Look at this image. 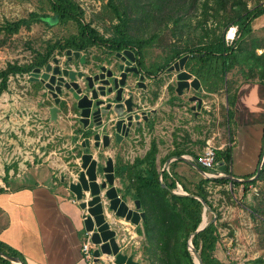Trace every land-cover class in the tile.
Masks as SVG:
<instances>
[{"label": "rangeland", "instance_id": "1", "mask_svg": "<svg viewBox=\"0 0 264 264\" xmlns=\"http://www.w3.org/2000/svg\"><path fill=\"white\" fill-rule=\"evenodd\" d=\"M74 1L83 9V19L91 23L101 35L106 38L116 35L115 25L119 23V20L109 6V0ZM182 1H119L120 10L126 14V35L132 39H149L152 42L139 56L143 60L142 65L145 70L156 75L160 74L159 79L153 82L154 95L158 98L164 92L169 94L173 89L171 80L175 73L168 71V68L174 64L175 61L171 62V60L177 51L217 41L224 35L226 29L224 17L232 14V5L234 7L246 5L248 9L264 6V0H235L236 5H229L228 10L219 7L218 11H215L216 5L213 2L206 5V0H197L196 4H190V0H186L185 3ZM33 12L44 18L33 23L31 28L22 27L12 36L5 37L3 33H0V69L5 68L8 63L31 64L38 53L46 51L48 46L59 41L64 42L78 33L76 23L73 21L61 23L54 17L48 0H0V27L6 21L27 18ZM177 17H183V19H179L175 24L173 19ZM249 47L246 46L244 50L250 51ZM67 51L68 49L62 53L59 50L55 52L60 68L82 71L85 75L99 72L101 64L108 67L105 62H110V58L107 59L105 56L109 52L105 46H93L88 51L80 52L79 58L84 56L88 60L87 63L78 61L68 63ZM71 57L75 56L72 54ZM51 62L54 64V61ZM250 62L251 59L241 60L239 66L229 72L225 78L220 73L210 75L212 79L209 83L204 79H201V82L210 92L223 90L224 93L230 92V95H233L234 89L240 82L246 79H260L261 73L253 72L252 74ZM166 64L170 65L161 69ZM194 65L193 68L196 70L198 65L196 62ZM239 69H243L244 72ZM186 70L192 73L190 69L186 68ZM32 72L11 76L8 90L0 95V182L7 178L11 186L33 182L36 177L53 182L52 171L47 165L52 166V161L55 162L61 158L58 153L63 152V144L66 140L65 135L58 134L54 123L49 120L48 107L55 103L51 104L52 102L47 100L45 102L48 96L38 94V88L33 89V84L29 81ZM80 83L82 84L83 81L80 80ZM227 87L230 89L229 92ZM196 95L202 99L203 96L204 98L207 96L203 92ZM65 96L67 97V94L62 95V97ZM231 122L233 123V117ZM62 124L65 125V129H78L75 141L78 140L79 135L87 137L90 134V131L86 132L79 119L76 123L73 121L70 124L68 119L64 118L60 125ZM82 144L83 142L77 143L78 154L84 151ZM51 153H57V155ZM42 161L45 163L39 168L33 167L41 164ZM26 168L27 170L21 173V177L9 179L14 173ZM230 185V183L210 182L207 186L208 199L216 213L214 222L218 223L220 233L215 256L227 264H251L253 260L264 257V180L257 181L253 189L250 185L246 188L242 182L237 186ZM135 197L138 199L137 196ZM206 218L207 222L214 219V213L209 211L206 213ZM145 245L149 248L148 254L151 255V245H147V241L144 247ZM0 264L3 263L0 261Z\"/></svg>", "mask_w": 264, "mask_h": 264}, {"label": "crops", "instance_id": "2", "mask_svg": "<svg viewBox=\"0 0 264 264\" xmlns=\"http://www.w3.org/2000/svg\"><path fill=\"white\" fill-rule=\"evenodd\" d=\"M260 31L264 33V14L252 22L250 35ZM249 36L245 41H254L257 55H262L264 35L252 39ZM249 50H252L251 47ZM174 81L175 76L171 80L172 91L169 94L164 92L158 98L153 91L155 81L146 80L151 88L145 94V110L155 111L151 117L152 123L145 125L144 131L131 145L124 144L118 154L114 156V150L110 151V155L114 157L115 169L119 171L123 165V170L126 171L123 176L116 174V185L119 189H125L131 196V202L137 200L135 196L139 191L133 185L134 178H131L132 165L145 159L152 146L156 148L153 164L142 165L141 169L144 171L140 169V172L149 176L153 166L161 183L166 174L163 186L167 187L168 183L175 181L176 189L172 190L174 194L180 191L188 193L185 189L192 191L191 188L195 189L196 184L207 178L205 173L191 163L198 165L196 159L204 151L208 140L214 141L218 151L227 148L233 150L231 174H225L222 165L216 167V171L222 174L221 178L237 179L232 180L237 183L253 178L262 161L264 80L246 79L237 84L233 123L229 116L228 93L223 90L210 92L201 82V92L207 96H203L202 109L195 112L191 110L192 104L186 103L187 98L195 92L185 97L177 96ZM60 111L61 117L56 124L50 120L58 134L66 137L64 150L58 153L61 158L52 161V166L47 165L52 171L53 182L42 177L14 186L8 184L10 180L7 178L0 182V240L18 251L27 264H89L83 260L81 250L87 232L83 221L84 212L62 182L63 177L72 172L79 160L81 154L76 151L77 143L83 142L85 136L79 135L75 141L78 129H65L64 124L60 125L64 118L70 124L73 122L65 108ZM44 163L42 161L33 167L37 169ZM27 168L14 173L9 179L21 177V173ZM121 177H124V185L119 180ZM142 210L146 212L144 203ZM121 223L118 230L124 247L128 252L135 253L141 264H150L144 247V222L133 225L121 220ZM95 249L97 248L94 246L93 253Z\"/></svg>", "mask_w": 264, "mask_h": 264}, {"label": "trees", "instance_id": "3", "mask_svg": "<svg viewBox=\"0 0 264 264\" xmlns=\"http://www.w3.org/2000/svg\"><path fill=\"white\" fill-rule=\"evenodd\" d=\"M48 1L54 17L61 23L73 21L78 26V33L64 42L59 41L48 46L46 51L38 53V56L31 64L18 65L17 63H8L5 68L0 69V95L8 90L9 79L11 76L29 74L35 68L45 67L55 56L56 50H59L60 53L67 49L83 52L88 51L93 46H105L107 49L112 50V52L130 49L133 51L137 50V53L141 55L144 48L152 43L149 39H132L126 35V14L120 10V0H109V6L119 20V23L115 25L116 35L110 38L101 35L91 23H87L83 19L84 11L76 1ZM185 2L187 1H182V3ZM210 2H213L216 5L215 11H218L219 7L223 10H228L227 8L229 5H236L235 0H232V2L230 0H206V5H209ZM196 3L197 0H190V4ZM232 10V14L224 17V27L226 28L225 32L230 27H238V38L233 45H226L224 32V35L215 42L196 48H187L182 51H177L172 56L171 62L180 59L184 55L194 54L195 56L190 57L188 60L186 65L187 68L190 69L197 78L200 80L204 79L209 83L212 79L211 76L214 74L222 73L225 78L229 72L239 66L241 60L251 59L249 65L252 74L253 72L254 74L261 73L262 75L259 77V80H264V53L262 55H257V47L255 46L254 41L250 43L245 41L252 32V22L264 14V6H257L253 9H248L246 5H243V7H239V5L234 7L232 5ZM43 18L44 17L38 13L33 12L27 18H22L16 21H6L0 27V33H3L5 37L12 36L18 33L22 27L31 28L33 23L41 21ZM179 19H183V17L173 19L175 24L178 23ZM246 46H250L252 50L245 51L244 49ZM190 62L193 63L191 64ZM194 62L198 65L196 70L193 68V66H195ZM169 65L170 64H166L165 66H162L161 69H164ZM239 71H243V69H239ZM228 87L227 90L229 92L230 89H228ZM228 94L230 96L229 116L231 119L233 117L231 111L233 107L235 108L237 99V87L234 89L233 95H230V92ZM155 151V146H152L150 154H148L145 159L136 161L132 165L130 171L131 176H133L131 178H134L133 185L137 190L139 189L137 198L144 203L146 210V219L144 221L145 234L147 245H151L152 247V254H148L149 248H147L146 245L145 253L148 258L150 257L151 264H195L193 260L194 257L188 249V241L190 235L199 228L203 221L204 206L202 202L196 198L172 193V190L176 189L175 181L168 183V186L164 187L163 184L166 183L167 175L164 174V182L161 183L153 166L152 173L149 176L146 175L145 172H140L142 165H145L146 163L153 164L152 158ZM232 159V148H227L224 151H217L216 162L224 166V173L227 175L231 174L230 169L233 163ZM150 161H152V163ZM125 172L123 170L121 175L123 176ZM251 178L252 177L245 179L242 182V185L248 188L249 185H254L257 181L264 180V164L259 178L249 181ZM231 181L232 180L228 178H206L196 185L194 191H188L186 189L185 191L201 197L209 204L210 208L215 211L213 204L208 199V184L210 182L228 184ZM233 185L237 186L239 183L233 182ZM210 221H212V219ZM219 239L220 233L218 232L217 222H211L207 228L193 237L192 243L200 252L204 264H227L220 261L215 256ZM0 251L7 255L18 257L27 264L26 260L18 251L1 240ZM0 261L3 264H12L3 257H0ZM251 264H264V259L258 258L253 260Z\"/></svg>", "mask_w": 264, "mask_h": 264}, {"label": "water", "instance_id": "4", "mask_svg": "<svg viewBox=\"0 0 264 264\" xmlns=\"http://www.w3.org/2000/svg\"><path fill=\"white\" fill-rule=\"evenodd\" d=\"M262 31L249 36H262ZM80 57V52L67 51V55ZM123 59L128 58L127 64L135 62L136 57L132 50L128 49L120 53ZM119 56V55H118ZM187 54L174 62L168 71L175 73V93L179 97L189 96L186 103L192 104L191 110L199 112L203 107V99L197 96L201 92V80L186 70L190 57ZM84 63V56H81ZM70 61V59L68 60ZM54 62L58 63L55 58ZM52 66H46L49 72ZM42 69L36 68L33 73H39ZM95 75H86L73 69H61L57 66L54 75L59 77L56 92L54 93L55 104L48 108L50 120L58 122L61 117L59 108L60 95H68L69 104L65 107L69 118L84 126L86 132L82 147L84 151L80 155L71 173L63 177L62 182L66 190L72 194L78 207L84 212V226L86 231H92V243L97 248L94 251L95 263L97 264H141L135 253L128 252L119 237L121 220L139 225L146 219V212L142 210L140 199L131 202L130 196L125 189L116 185V174L122 173L121 169H115L114 157L110 151L114 150V156L124 144H132L135 138L144 131L145 125L151 124L150 117L154 111L145 110L146 97L142 92H147L148 85L144 77L139 82L133 81L131 71L120 67V76H115L111 69L103 65ZM137 74L138 69L132 71ZM107 73V74H105ZM46 76V75H45ZM80 80L83 83H80ZM53 81V80H52ZM73 103V104H72ZM79 123V122H78ZM80 127V126H79ZM264 164V155L255 177L249 181L259 178ZM192 166L202 171L195 163ZM124 181V177L119 180ZM237 181V179H232ZM122 181L123 185L124 182ZM177 195L190 196L198 199L204 206L203 221L199 228L190 235L188 249L194 257L195 264H204L200 252L194 247L192 239L199 232L209 226L206 213L213 212L209 204L201 197L185 192H176ZM142 210V211H141ZM215 219L212 220L214 222ZM0 257L7 259L12 264H25L20 258L7 255L0 251Z\"/></svg>", "mask_w": 264, "mask_h": 264}, {"label": "flooded vegetation", "instance_id": "5", "mask_svg": "<svg viewBox=\"0 0 264 264\" xmlns=\"http://www.w3.org/2000/svg\"><path fill=\"white\" fill-rule=\"evenodd\" d=\"M68 50H70V49H68ZM108 50H109V52H108V54H105V56H107L106 57L107 59L110 58V62L108 63L106 61L105 63H106V65H108V69H111L115 76H120V74H121L120 67L122 66V67H124V70L125 69H129V71H131L130 73H128V75H131L132 78H133V81L136 82V83L139 82V78L140 77H144L145 80L152 79L154 81H157L159 79V75L160 74L156 75V73L154 74V73L149 72V71L144 69V66L142 65L143 60H142L141 56H139L140 54L139 53L137 54V50H135V51L132 50L134 52V54H135V57H136L135 62H133L132 64H127L128 58L123 59V55L120 54V53H123L124 50H128V49H124L123 51H115V52H112V50H110V49H108ZM74 52H77V51L74 50ZM108 55H110V56H108ZM55 58L56 57L54 56L51 61H54ZM69 59H70V61H68ZM51 61L47 63V65L50 64L52 66V69L49 72H46V66H47L46 65L44 68L43 67L41 68L42 70L39 73L31 74V76L29 77V81L33 84V89L34 90H36L38 88V94L44 95V96H48V98H46L44 100L45 102L47 100L48 102H52L51 104H54L55 103V99H54L53 95L56 92L57 85L59 83L58 79H59V77H61V75H54V69L57 66H60L59 62L58 63L54 62V64H52ZM66 61H68V63H71V61H73V62H77L78 61L79 63H82V59L81 58H79V57H77V58L76 57H71L70 58L68 55H67V60ZM87 62H88V60L84 58V63H87ZM68 63H67V65H69ZM102 66H103V64H101L99 66V69ZM135 68L138 69L137 74L132 72V71L135 70ZM61 69H64V68H61ZM74 71H76V70H74ZM76 72L79 73L80 71H76ZM98 73H102V72L99 71ZM95 74H97V73H94L93 75H95ZM105 74H107V73H105ZM147 85H148V88L149 87L151 88V86L148 83H147ZM141 94H142L143 97L146 96L145 95L146 92H142L141 91ZM62 95L63 94H61L59 96L60 99H61L60 100V104H59V108L60 109L66 107L69 104V102H70V101L69 102L67 101L68 95H67V97L66 96L62 97ZM154 114H155V111H154V113H152V115H154ZM152 115H151V117H152ZM151 117H150V120H151ZM49 120H50V118H49Z\"/></svg>", "mask_w": 264, "mask_h": 264}, {"label": "built area", "instance_id": "6", "mask_svg": "<svg viewBox=\"0 0 264 264\" xmlns=\"http://www.w3.org/2000/svg\"><path fill=\"white\" fill-rule=\"evenodd\" d=\"M238 38V27H230L226 30L224 39L227 46L233 45V43ZM218 148L215 146L213 141L208 140L206 142V146L202 154H200L197 159L196 163L199 167H201L208 179H217L221 178L222 174L216 171V167L218 163L216 162ZM57 154V153H53ZM230 186H234L233 182H230ZM251 189H253V185H250ZM85 217H83L84 219ZM92 231H87L85 235V240L82 243V255L83 260L89 264H95V256L93 253L94 244L92 243Z\"/></svg>", "mask_w": 264, "mask_h": 264}, {"label": "bare ground", "instance_id": "7", "mask_svg": "<svg viewBox=\"0 0 264 264\" xmlns=\"http://www.w3.org/2000/svg\"><path fill=\"white\" fill-rule=\"evenodd\" d=\"M17 264H20V263H17Z\"/></svg>", "mask_w": 264, "mask_h": 264}]
</instances>
